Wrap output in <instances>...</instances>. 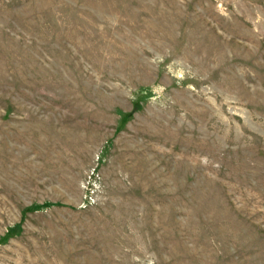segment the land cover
I'll list each match as a JSON object with an SVG mask.
<instances>
[{
	"label": "rangeland",
	"instance_id": "374dc122",
	"mask_svg": "<svg viewBox=\"0 0 264 264\" xmlns=\"http://www.w3.org/2000/svg\"><path fill=\"white\" fill-rule=\"evenodd\" d=\"M0 264H264V0H0Z\"/></svg>",
	"mask_w": 264,
	"mask_h": 264
}]
</instances>
